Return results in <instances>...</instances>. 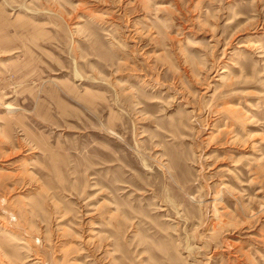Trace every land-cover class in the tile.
<instances>
[{
    "label": "rangeland",
    "instance_id": "obj_1",
    "mask_svg": "<svg viewBox=\"0 0 264 264\" xmlns=\"http://www.w3.org/2000/svg\"><path fill=\"white\" fill-rule=\"evenodd\" d=\"M0 264H264V0H0Z\"/></svg>",
    "mask_w": 264,
    "mask_h": 264
}]
</instances>
